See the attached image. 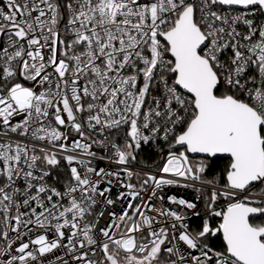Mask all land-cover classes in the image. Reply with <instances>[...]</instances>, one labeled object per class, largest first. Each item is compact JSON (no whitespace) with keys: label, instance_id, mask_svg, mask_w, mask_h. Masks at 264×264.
Returning a JSON list of instances; mask_svg holds the SVG:
<instances>
[{"label":"snow or ice","instance_id":"6c2138e0","mask_svg":"<svg viewBox=\"0 0 264 264\" xmlns=\"http://www.w3.org/2000/svg\"><path fill=\"white\" fill-rule=\"evenodd\" d=\"M46 260L264 264V0H0V264Z\"/></svg>","mask_w":264,"mask_h":264},{"label":"built area","instance_id":"2783aa9c","mask_svg":"<svg viewBox=\"0 0 264 264\" xmlns=\"http://www.w3.org/2000/svg\"><path fill=\"white\" fill-rule=\"evenodd\" d=\"M143 149L154 151V152L158 151L155 148L154 145L153 146H147L146 145V146L143 147ZM138 158H142L143 159V154H141V151L139 152V154L137 156V159ZM136 162L133 163V165H132L133 168H135L137 170L143 169L144 172L155 173L156 170L158 169V167L160 166V164L162 163V160H161V163L159 164V166H157V167H145V166L138 165ZM96 163H99V166H101V167H105L106 166V162H103V161H97ZM57 173H59V180H60V184H57V187H60L61 190H63L62 184H63L64 180L66 179V173H67L66 167L65 168L56 169L54 171V173H53V176L48 178V183L52 184V183L56 182ZM18 183L21 185V187L23 186V181L22 180L19 181ZM188 183H191V182L189 181ZM119 191H120L119 187H116L113 190V193H112L113 198H115L116 194ZM164 191L167 192L169 195H176L179 198H186V199H189V200H194L198 196V193L191 187L185 188V187H182V186H168V187H166L164 189ZM200 207L202 209V202L200 204ZM195 219L196 218H193V220H195ZM103 223H104V221L102 220L101 221V225H103ZM57 255L63 256L64 255V250L60 249V250H57L55 254H48V260L55 262ZM64 258L68 259L67 256H64ZM48 260L45 261V264H48ZM56 264H58V262H56ZM70 264H75V262L70 260Z\"/></svg>","mask_w":264,"mask_h":264},{"label":"trees","instance_id":"16d2710c","mask_svg":"<svg viewBox=\"0 0 264 264\" xmlns=\"http://www.w3.org/2000/svg\"><path fill=\"white\" fill-rule=\"evenodd\" d=\"M141 154H143V159L138 158L137 164L145 167H157L161 163V157L159 151L154 152L150 150H141ZM228 161L226 159H215L214 163H212L210 170L207 173V178L211 179L216 176L222 169L227 166ZM200 221L198 219L193 220V224H199ZM216 221L213 222L215 225ZM215 239V238H214ZM221 241L219 239L216 240V245L219 246Z\"/></svg>","mask_w":264,"mask_h":264}]
</instances>
